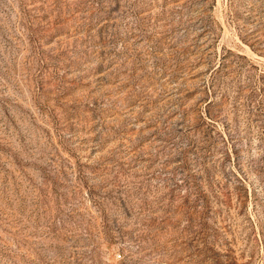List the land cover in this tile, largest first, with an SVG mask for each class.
Wrapping results in <instances>:
<instances>
[{
    "label": "rangeland",
    "instance_id": "374dc122",
    "mask_svg": "<svg viewBox=\"0 0 264 264\" xmlns=\"http://www.w3.org/2000/svg\"><path fill=\"white\" fill-rule=\"evenodd\" d=\"M0 264H264V0H0Z\"/></svg>",
    "mask_w": 264,
    "mask_h": 264
}]
</instances>
